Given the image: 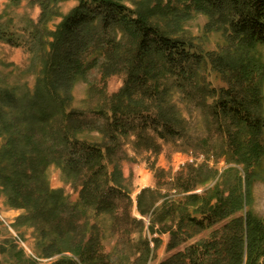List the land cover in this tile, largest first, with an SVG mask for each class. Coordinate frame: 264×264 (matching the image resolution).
<instances>
[{
	"label": "trees",
	"instance_id": "trees-1",
	"mask_svg": "<svg viewBox=\"0 0 264 264\" xmlns=\"http://www.w3.org/2000/svg\"><path fill=\"white\" fill-rule=\"evenodd\" d=\"M65 1L39 0L40 24ZM193 13L208 18L207 33L225 37L222 53L181 33ZM39 26L19 40L0 25V41L25 47L39 71L33 91L0 85V193L11 209L26 211L18 221L35 228L41 257L113 264L92 222L105 216L129 245L150 219L152 238L141 236L134 264L149 261L158 235H169L174 251L160 264H264V221L248 211L264 162V63L256 55L264 46V0H141L134 10L117 0H79L56 32ZM94 70L102 84L89 87L96 105L74 109L75 84ZM209 70L226 87H212ZM120 74L123 87L109 94V78ZM186 107L202 111L204 135L193 133ZM127 145L155 157L172 146L206 162L175 174L153 163L157 184L138 195L139 220L122 170ZM212 159L225 163L222 172ZM51 166L78 192L77 202L50 187Z\"/></svg>",
	"mask_w": 264,
	"mask_h": 264
},
{
	"label": "rangeland",
	"instance_id": "rangeland-1",
	"mask_svg": "<svg viewBox=\"0 0 264 264\" xmlns=\"http://www.w3.org/2000/svg\"><path fill=\"white\" fill-rule=\"evenodd\" d=\"M117 1L134 10L135 2L141 0ZM78 5L79 0H68L60 3L56 8H53L56 9L57 15L45 21V25H41L42 9L39 0H0V25L4 26L10 34H13L19 40L27 39L29 32L37 25H40L41 31L46 28L50 33H54L64 18ZM183 22L181 33L192 38L195 44L202 47L204 51L222 53L227 47L228 43L221 33H207L205 27L209 20L206 16L193 13L190 18ZM256 55L264 63V46H258ZM38 72V66L33 64L32 55L25 47H13L0 41L1 86L13 88L19 93L24 92L26 88L33 91ZM100 77L98 70H94L86 80L80 79L75 84L71 93L74 109L86 111L96 105L97 99H91L89 87L92 83L102 87ZM208 80L214 88L226 87V84L213 70H209ZM124 81L125 76L123 74L109 78L107 82L108 93H117L123 87ZM183 113L186 118H192L191 126H193L194 134L204 135L206 133L205 117L201 110L197 111L194 108L192 110L186 107V109H183ZM3 142L0 138V146ZM126 151L129 159L122 162V170L126 179V186L130 189L134 203L133 216L139 220L142 218L137 211V197L142 190L155 189L157 184V178L152 170L153 163L156 168L171 171L172 174H175L188 163L201 165L206 162V159L201 155L178 153L172 146H164L163 152L158 157L147 154L138 155L128 145ZM209 164L212 167H217L221 172L226 167L223 161L216 165L214 159ZM258 172L259 177L252 188L253 202L248 211L253 212L256 217L264 221V162L258 167ZM47 174L50 187L53 190H63L73 203L78 201V192L67 181L61 169L51 166ZM25 213V210L11 209L7 204L6 195L0 193V264H23L21 258L16 254L19 251L24 253L26 259L36 261L38 264H54L62 256L73 257L71 254H64L48 259L42 258L38 248V237L35 228L27 223L19 224L18 220ZM92 222H96L101 226L104 252L111 257L113 264H134L141 246V236L148 239L152 238L148 231L149 218L145 219L146 227L144 230L136 227L131 245L124 240L118 242L119 237L114 233V222L110 218L104 216L99 219H92ZM210 233L211 231L203 233L180 249L183 250L192 242L208 238ZM157 237L162 240V243L158 249H152L149 261L144 264H160L174 253V251L169 252L167 250L169 235H158ZM14 246H16L15 250H13Z\"/></svg>",
	"mask_w": 264,
	"mask_h": 264
}]
</instances>
